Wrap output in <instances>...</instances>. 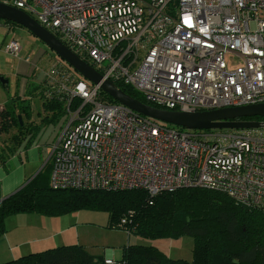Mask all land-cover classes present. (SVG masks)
<instances>
[{
	"label": "built area",
	"instance_id": "built-area-1",
	"mask_svg": "<svg viewBox=\"0 0 264 264\" xmlns=\"http://www.w3.org/2000/svg\"><path fill=\"white\" fill-rule=\"evenodd\" d=\"M0 1L34 16L152 105L200 111L264 102V0ZM5 50L18 56L22 44L11 39ZM58 62L43 75L48 94L63 79L57 92L69 114L52 156L53 188L156 195L203 186L264 209V124L180 129L108 102L100 84ZM74 98L82 100L76 108Z\"/></svg>",
	"mask_w": 264,
	"mask_h": 264
},
{
	"label": "trees",
	"instance_id": "trees-1",
	"mask_svg": "<svg viewBox=\"0 0 264 264\" xmlns=\"http://www.w3.org/2000/svg\"><path fill=\"white\" fill-rule=\"evenodd\" d=\"M0 22L19 25L2 18ZM67 66L79 79L83 78L68 63ZM62 80L59 77L53 83L52 94H48L52 86L49 80L31 82L28 94L12 97L0 110V134L14 130L1 140L0 167L7 166L12 156L31 147L44 126L67 113V100L57 92ZM116 83L127 93L147 102L143 93L131 84ZM102 94L108 102L119 103L108 93L103 91ZM35 95L43 99L42 109L46 112L39 122L34 119L32 100ZM73 102L76 108L82 100L74 98ZM242 119L264 121L261 116ZM52 169L51 158L32 180L0 202V236L7 232V218L16 213L58 216L72 210L94 208L109 213L111 226L146 238L165 235L194 238L192 261L172 258L154 246L133 244L127 246L123 257L118 259L123 264H264V209L260 206L245 204L226 192L203 186H185L156 195L139 188L55 189L50 185ZM0 264H105V257L94 256L84 245L75 243L32 252Z\"/></svg>",
	"mask_w": 264,
	"mask_h": 264
},
{
	"label": "rangeland",
	"instance_id": "rangeland-1",
	"mask_svg": "<svg viewBox=\"0 0 264 264\" xmlns=\"http://www.w3.org/2000/svg\"><path fill=\"white\" fill-rule=\"evenodd\" d=\"M11 36L19 40L22 44L21 55L28 57L32 64L35 65L36 73L41 70H49L50 67L57 61H61V57L52 50L41 38L33 34L29 29L24 26H13ZM12 30V29H11ZM34 75V70L32 76ZM9 82L6 86L0 88L1 98L0 101L17 97L19 92L16 88V80L14 76H8ZM7 100V101H8ZM43 99L35 95L33 96V106L36 109V115L43 117L46 115L44 109H42ZM2 109V108H1ZM0 109V110H1ZM41 112V114L39 113ZM69 120V114L61 115L58 121L51 122L46 127L55 128V131L62 132ZM14 132L12 130L10 134H0V147L2 146L1 140ZM58 134L55 141L59 140ZM13 162L8 161L7 166H2L3 169H11ZM51 185V183H50ZM10 195V194H9ZM110 215L106 210L94 209V208H81L72 210L70 212L58 215L48 216L38 212L33 213H16L10 215L6 220L7 230L12 232L8 239L2 237L0 239V262L9 261L20 257V254H16L14 247L10 249L11 242L21 238H34L36 234L29 232H22L28 228L29 231L37 228V230L47 229L51 225L56 224L55 227L50 229V232L55 236L56 240L50 241L45 248H37V251L45 250L49 247H57L65 244H82L94 256L113 257L118 260L124 255L125 248L133 244H142L147 246H154L159 248L165 254L172 258H181L188 261L193 260L194 238L189 235H181L178 237L172 236H160L155 238H146L138 235L128 229L111 226ZM34 223V225H30ZM45 227V228H44ZM44 228V229H42ZM21 231V232H20ZM32 253L25 252V254Z\"/></svg>",
	"mask_w": 264,
	"mask_h": 264
},
{
	"label": "water",
	"instance_id": "water-1",
	"mask_svg": "<svg viewBox=\"0 0 264 264\" xmlns=\"http://www.w3.org/2000/svg\"><path fill=\"white\" fill-rule=\"evenodd\" d=\"M0 18L17 23L29 29L85 79L100 84L104 92L142 116L151 117L164 123L193 130L258 128L264 124V121L242 119L243 117L252 116H261L264 118V102L200 111L170 110L144 102L127 93L115 81L106 78L94 64L80 56L54 32L41 24L34 16L25 10L0 1ZM8 81V78L5 76H0L2 85L7 84ZM39 171L24 185L32 180Z\"/></svg>",
	"mask_w": 264,
	"mask_h": 264
},
{
	"label": "crops",
	"instance_id": "crops-1",
	"mask_svg": "<svg viewBox=\"0 0 264 264\" xmlns=\"http://www.w3.org/2000/svg\"><path fill=\"white\" fill-rule=\"evenodd\" d=\"M13 26L6 24L4 22H0V76H8L13 75L16 80V88L19 92L18 94L21 96H25L29 93L30 83L37 82L43 80V75L46 70H41L36 73L35 65L32 64L31 60L28 57L21 55L14 56L6 52L5 44L11 39H15L11 36V32L13 31ZM12 29V30H11ZM34 70V76L37 74V77L32 76V72ZM9 80V79H8ZM9 82V81H8ZM32 85V84H31ZM3 86H6L3 85ZM2 84L0 82V88ZM1 98V94H0ZM8 100V99H7ZM7 100L0 101V109L4 107ZM33 104V100H32ZM42 108V107H41ZM34 110V119L39 122L42 117L41 115H36V109L33 106ZM39 113H41L39 111ZM43 116V115H42ZM63 131V130H62ZM61 136L62 132L55 131V128L44 126L41 129V132L34 140V143L31 147L21 150L20 153L11 157V161L13 162V167L11 169H3L0 168V202L14 193L17 189L23 186L33 175H35L39 170H41L44 165L52 158L54 154L55 145L58 141H55L56 136ZM30 225H34V223H30ZM56 224H53L52 227H55ZM51 225L44 230H37V228L29 231L28 228L24 229L22 232H29L36 234L34 238H19L11 242L10 249L14 247V251L16 254H20L22 256L25 252H33L37 250V248H45L43 246H48L50 241L56 240L55 236L50 232L52 229ZM11 230H7V232L0 236L8 239L9 235L12 233ZM21 232V231H20ZM3 239V238H2ZM52 248V247H49ZM48 249V248H47Z\"/></svg>",
	"mask_w": 264,
	"mask_h": 264
}]
</instances>
